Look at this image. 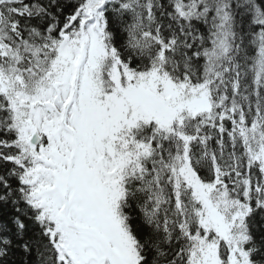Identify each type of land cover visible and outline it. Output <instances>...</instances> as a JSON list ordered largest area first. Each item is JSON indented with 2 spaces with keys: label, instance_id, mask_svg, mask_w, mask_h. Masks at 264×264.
Returning a JSON list of instances; mask_svg holds the SVG:
<instances>
[{
  "label": "snow or ice",
  "instance_id": "obj_1",
  "mask_svg": "<svg viewBox=\"0 0 264 264\" xmlns=\"http://www.w3.org/2000/svg\"><path fill=\"white\" fill-rule=\"evenodd\" d=\"M0 264H264V0H0Z\"/></svg>",
  "mask_w": 264,
  "mask_h": 264
}]
</instances>
